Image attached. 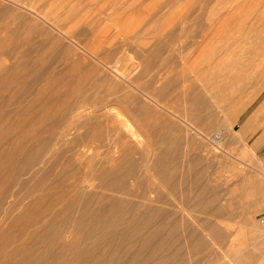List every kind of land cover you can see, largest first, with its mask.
<instances>
[{
    "label": "rangeland",
    "instance_id": "obj_1",
    "mask_svg": "<svg viewBox=\"0 0 264 264\" xmlns=\"http://www.w3.org/2000/svg\"><path fill=\"white\" fill-rule=\"evenodd\" d=\"M247 1L0 0V264H264Z\"/></svg>",
    "mask_w": 264,
    "mask_h": 264
},
{
    "label": "bare ground",
    "instance_id": "obj_2",
    "mask_svg": "<svg viewBox=\"0 0 264 264\" xmlns=\"http://www.w3.org/2000/svg\"><path fill=\"white\" fill-rule=\"evenodd\" d=\"M251 1V0H250ZM242 2H244V1H242ZM248 1L246 0V5H248V3H247ZM245 3V2H244ZM250 3V2H249ZM260 3H262V1L260 2ZM264 3V2H263ZM243 4V3H242ZM258 4V3H257ZM259 5V4H258ZM262 5V4H261ZM257 6L256 5V7H258V8H256V9H259L260 10V7H262V6ZM264 5V4H263ZM237 7H234V11H232V12H226L225 14H228V15H232L233 17V20H234V18L235 17H238L239 15H240V12H241V9L243 8L241 5H236ZM248 7V6H247ZM262 9V8H261ZM264 10V9H263ZM246 11V10H245ZM224 14V15H225ZM246 16L244 17V15H243V17H244V21L242 22V23H244L245 25V28L246 27H248V29H249V31L250 32H252L251 34H252V42H253V45H255V43H257L258 45H260V47L262 46V47H264V11H262L261 13H257V11H249L248 10V12L245 14ZM217 18L218 17H213V18H211V19H209L207 22H206V26H208V25H212V24H214L216 21H217ZM240 18V17H239ZM222 19H223V17H222ZM224 19H226L225 17H224ZM227 19H228V17H227ZM230 19V18H229ZM238 19V18H237ZM241 19L242 18H240V21H241ZM210 20H212L211 22H210ZM223 22V20H221V19H219L216 23H215V25H214V28H217L222 22ZM240 21H239V23H240ZM225 22H227L226 20H225ZM237 22V21H236ZM238 23V22H237ZM239 23H238V25H239ZM222 24H224V22L222 23ZM226 25H227V23H225ZM224 24V25H225ZM241 25H243V24H241ZM222 26V25H221ZM220 26V27H221ZM222 27H225V26H222ZM245 28H243L244 30H245ZM218 29V28H217ZM238 29H242V27L240 28H238ZM242 29V30H243ZM239 31V30H238ZM247 32H248V30H246ZM246 32V33H247ZM244 34H245V32H244ZM246 35V34H245ZM245 38H246V36H245ZM242 39H244V35H243V38ZM247 39V38H246ZM251 40V39H250ZM253 40H255V43H254V41ZM257 41V42H256ZM250 42V41H249ZM250 44H251V42H250ZM252 45V46H253ZM257 45V46H258ZM255 47V46H254ZM259 47V46H258ZM257 49V48H256ZM262 57H264L263 56V54H262ZM260 58V57H259ZM264 59V58H263ZM258 60V59H257ZM261 60V59H260ZM258 62V61H257ZM261 62V61H260ZM262 66V65H261ZM263 66H264V64H263ZM48 79H50V78H48ZM235 88V87H234ZM233 88V89H234ZM69 90V89H68ZM82 90H85V89H83L82 88ZM87 90V89H86ZM79 96V95H78ZM106 100V99H105ZM104 100V101H105ZM104 101H101V103L102 102H104ZM96 103V102H95ZM90 105H92V104H90ZM102 105V104H101ZM80 106V105H79ZM86 106H88V105H86ZM98 106V105H97ZM100 106V105H99ZM112 106V105H111ZM78 107V106H77ZM95 107H96V105H95ZM90 108V107H89ZM97 108V107H96ZM106 108V107H105ZM112 108V107H111ZM84 111V110H83ZM82 111V112H83ZM90 112V111H89ZM105 113V112H104ZM113 113V112H112ZM115 113V112H114ZM103 114V113H102ZM106 114V113H105ZM108 114V113H107ZM109 115V114H108ZM117 120L119 121V122H121V123H123L124 125H126V123H125V120H124V118L123 117H120L118 114H117ZM117 122V121H116ZM119 122H117V124L119 123ZM120 123V124H121ZM66 127V126H65ZM239 127V126H238ZM63 128V127H62ZM238 129V128H237ZM130 136V135H129ZM132 138V137H131ZM133 138H135L136 139V136L135 137H133ZM264 141V136H262V137H260V138H258L254 143H253V147L254 148H257L262 142ZM124 148H126V146L124 147ZM257 187V186H256ZM252 190H254V189H252ZM260 223V222H259ZM253 225H255V224H253ZM256 226V225H255ZM254 227V226H253ZM263 227V226H262ZM255 228V227H254ZM257 228V227H256ZM264 228V227H263ZM262 230V229H261ZM264 232V231H263ZM49 237V236H48ZM264 243V242H263ZM261 244L262 245V249H264V244ZM250 254V253H249ZM263 254V253H262ZM262 256V255H261ZM260 258V257H259ZM261 261V260H260ZM264 261V260H263Z\"/></svg>",
    "mask_w": 264,
    "mask_h": 264
},
{
    "label": "built area",
    "instance_id": "obj_3",
    "mask_svg": "<svg viewBox=\"0 0 264 264\" xmlns=\"http://www.w3.org/2000/svg\"><path fill=\"white\" fill-rule=\"evenodd\" d=\"M215 138L218 140V136L217 135L215 136ZM259 222L264 227V197H263V200H262V207H261V212H260V216H259Z\"/></svg>",
    "mask_w": 264,
    "mask_h": 264
}]
</instances>
